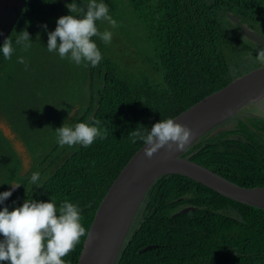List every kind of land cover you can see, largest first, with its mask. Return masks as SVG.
Listing matches in <instances>:
<instances>
[{"label":"trees","instance_id":"16d2710c","mask_svg":"<svg viewBox=\"0 0 264 264\" xmlns=\"http://www.w3.org/2000/svg\"><path fill=\"white\" fill-rule=\"evenodd\" d=\"M84 1L74 0L81 8L86 6ZM32 2L50 6L53 13L32 11ZM72 2L28 0L27 9L8 37L13 47L17 46L22 20L57 21L56 16L71 15L66 5ZM126 2L147 35L144 51L150 56L142 62L156 78L128 74L122 69L123 60L115 59L109 47L93 37L102 60L96 67L87 64L89 76L82 82L87 79L88 88L70 92L68 105L61 106L50 98L52 102L45 105L43 115L27 124L31 131L16 133L26 139L32 158V168L25 177L20 176L21 160L10 140L3 138L11 153L7 166L0 168V193L12 182L20 186L0 204V211L22 207L28 199L51 202L52 198L57 209L69 201L78 205L88 234L113 182L144 145L141 140L133 143L130 132L138 128L146 132L161 120L177 118L235 77L262 65L256 56L264 48L246 39L240 26L264 37V0ZM228 14L239 17L240 23L231 22ZM97 28L100 31L98 24ZM130 44L137 48L131 37ZM6 63L0 52L1 89L9 82ZM1 97L7 102L5 93ZM75 107L77 113L68 120ZM6 110L9 112L10 107ZM239 114L200 137L181 158L238 186L264 187V118H241ZM92 120L100 121L98 127L105 139L97 138L89 147L59 146L56 129ZM33 172L40 173L36 184L31 183ZM187 207L195 210L175 216ZM86 236L63 258L65 264L78 263ZM147 246L156 247L141 253ZM185 255L187 264H264V209L226 198L182 175L160 177L143 199L116 264H180Z\"/></svg>","mask_w":264,"mask_h":264},{"label":"water","instance_id":"95a60500","mask_svg":"<svg viewBox=\"0 0 264 264\" xmlns=\"http://www.w3.org/2000/svg\"><path fill=\"white\" fill-rule=\"evenodd\" d=\"M27 1L0 0V48L27 9ZM227 16L234 24L240 23L239 17L231 14ZM240 27L246 39L264 48V37L261 34L243 24ZM261 96H264V64L235 77L223 88L174 119L193 132L191 142L184 151L171 152L165 146L149 159L145 155L147 146L143 145L113 182L100 203L77 264H116L143 199L155 181L165 175L188 177L226 198L264 209V203L261 202H264V187L238 186L189 159L181 158L200 137ZM76 113L77 109H72L68 120ZM0 128L8 140L15 139L8 126L1 124ZM12 146L21 160L20 176L25 177L32 168L30 153L23 141H14ZM15 184L20 186L19 183L12 182L6 191H12L13 187L16 191L18 187ZM194 210L193 207H187L175 216ZM154 247L156 246H148L141 250V253Z\"/></svg>","mask_w":264,"mask_h":264},{"label":"clouds","instance_id":"9594fccd","mask_svg":"<svg viewBox=\"0 0 264 264\" xmlns=\"http://www.w3.org/2000/svg\"><path fill=\"white\" fill-rule=\"evenodd\" d=\"M71 15L61 17L54 31L48 33V52H58L76 65L82 63L96 67L102 60V54L93 37H99L104 44H110L112 33L100 32L97 21H107L116 27V21L109 15V8L103 0H88L81 8L77 3L67 4ZM73 13H80L79 16ZM45 30L47 26H43ZM15 43L27 51L31 46L30 34L25 30L18 33ZM0 52L5 59H11L14 48L11 39H6ZM256 61L264 64V49L258 51ZM18 63L25 64L23 56ZM234 74V70H230ZM249 111L252 115L264 117V96L250 102ZM99 120L91 123L79 122L65 124L56 129L57 143L60 147L82 145L91 146L97 138L106 137L98 127ZM193 132L169 118L155 123L149 131L140 128L129 133V139L136 143L141 140L146 147L145 155L151 159L160 149L167 146L171 152H181L190 144ZM40 173L31 174V183L39 181ZM19 187L18 184H15ZM15 191L0 193V204H3ZM86 229L81 223V212L78 205L69 201L61 203L59 209L51 198V202L27 200L22 207L9 211L4 207L0 211V262L2 264H65L63 259L72 252L86 236Z\"/></svg>","mask_w":264,"mask_h":264},{"label":"rangeland","instance_id":"374dc122","mask_svg":"<svg viewBox=\"0 0 264 264\" xmlns=\"http://www.w3.org/2000/svg\"><path fill=\"white\" fill-rule=\"evenodd\" d=\"M97 2L99 3L100 0ZM103 2L109 8V15L116 21V27H112L107 21H97L100 32L107 30L112 33L111 43L106 44L109 47L107 49L113 52V57L123 60L122 69L128 74L156 78L155 72L142 62L150 56L147 50L144 51L148 45V38L126 0H103ZM84 3L87 5L88 0H85ZM29 8L43 14L53 13L50 6L40 3L32 2ZM56 17L58 21L64 16ZM57 21L22 20L17 36L18 33L26 30L30 34L32 46L27 51H24L19 45L13 47L14 53L5 64L9 82L4 89H1L3 83H0V118L6 119L13 132L17 134L30 130L28 126L32 125L31 119L37 115H43L45 105L52 102L49 101L50 98L55 102H60L61 106L68 105L72 100L70 92L75 93L88 88V80H84L85 84L82 82L83 77L89 76L85 64L76 65L75 62H71L67 58L62 59L58 52L50 53L47 50L48 33L56 29ZM44 25L47 26L46 30ZM130 37L137 48L130 44ZM105 53H108V50ZM21 56L25 59V64L17 62ZM3 93L7 96V102L1 97ZM249 106L250 104L239 111L241 112L239 117L255 116L250 113ZM7 107H10L9 112L6 110ZM4 137L0 128V168L2 169L7 166V157L11 153L8 150V145L3 142ZM21 140L26 142L25 138ZM11 147L14 151L13 146ZM26 147L29 148V145L26 144ZM1 181L3 179L0 177Z\"/></svg>","mask_w":264,"mask_h":264},{"label":"flooded vegetation","instance_id":"af4514ba","mask_svg":"<svg viewBox=\"0 0 264 264\" xmlns=\"http://www.w3.org/2000/svg\"><path fill=\"white\" fill-rule=\"evenodd\" d=\"M75 108H76L77 111H78V107H75ZM1 124H4L5 126H8V127L11 129V131L13 132L11 126L9 125V123H8V121H7L6 119L0 118V125H1ZM13 134L15 135V139H14L13 141H10L11 144H12V142H14V141H22L20 138L17 137V134H16L15 132H13ZM28 152H29V151H28ZM147 247H148V246H147ZM145 248H146V247H145ZM141 250H143V249H141ZM141 250H140V252H141ZM172 261H173V263H174V261H175V257H174V256L172 257ZM179 263H180V264H187V255H185V257H182V258L179 260Z\"/></svg>","mask_w":264,"mask_h":264},{"label":"bare ground","instance_id":"6f19581e","mask_svg":"<svg viewBox=\"0 0 264 264\" xmlns=\"http://www.w3.org/2000/svg\"><path fill=\"white\" fill-rule=\"evenodd\" d=\"M262 198H264V193L262 194ZM262 198H261V199H262ZM261 202L264 203L263 201H261Z\"/></svg>","mask_w":264,"mask_h":264}]
</instances>
